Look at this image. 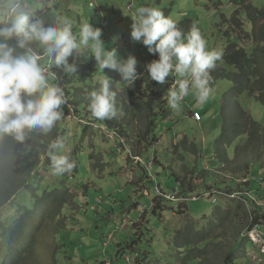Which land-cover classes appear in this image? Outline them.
<instances>
[{
	"label": "rangeland",
	"instance_id": "1",
	"mask_svg": "<svg viewBox=\"0 0 264 264\" xmlns=\"http://www.w3.org/2000/svg\"><path fill=\"white\" fill-rule=\"evenodd\" d=\"M72 1L69 14L75 22L77 17L83 16L89 11V7L81 8L86 0ZM106 1L109 2V0ZM242 1L135 0L137 7L142 5L154 6L162 10L166 16L172 15L184 32H187L192 26L190 22L198 23V28L206 39L209 50H217L223 47V52L224 46L226 47L230 41V36L241 40L242 46H245V44L251 46V41H247L246 35L240 28L235 26V19L237 17L243 20L245 32L252 33V27L247 25V20L244 18V11L252 7L264 11V0H245L244 4H240ZM122 2L125 4L126 11V13L122 12V18H124L125 23L131 25V13L137 7L132 6L133 0H122ZM52 3L54 6L55 3ZM95 3L99 6L101 0H95ZM239 11L240 13L236 15ZM115 13L114 20L120 18L116 7ZM261 23L264 24V21H261ZM261 23L255 25V28H258ZM227 32L229 34H226ZM103 36L106 38L105 44L109 48L115 47L122 58H126L129 54L135 55L138 51L135 48L136 52L133 49L127 51L122 43L118 42L117 44V41L113 43V38L106 31L103 32ZM153 57L151 56L150 59ZM137 59L140 62V57H137ZM94 62V59L90 61L91 69L96 64ZM221 67L227 73H230L233 78L239 75L235 68L218 61L216 68L210 70L212 79L219 76ZM119 80L120 77H116L115 81ZM139 81L146 82L143 75L135 83ZM214 85L215 92L207 103L197 105L193 96L189 94L184 100L182 111L178 113L171 110L162 100V96L170 87L169 83L157 87L159 92L158 101H151L148 96L149 92L142 95L141 90L137 91L136 100H142L144 104L150 102L153 111H162L161 106H165L168 115L160 127L157 126L156 128V131H159L156 137L157 142L141 155L143 160L141 165L137 161H128L127 156L128 154L131 155L130 152L127 148H122L121 151L117 148L118 138L113 137L115 135H112V133L98 128H89L87 131L84 130L82 125L78 129L80 123L73 121L70 135H75V139L69 140L65 154L69 156L71 154L77 155L80 170L74 173H66L68 177L63 181L56 180L55 178H58L56 175H53L49 170L46 171L48 172L47 183L58 182V186L59 183L66 185L70 188L71 196L69 202L62 207L60 215L55 220L57 226L52 221L43 222L45 225L42 231L45 233V238L42 240L41 237H38L37 250L35 249L37 262L33 264H54L52 255L55 244L56 246H64L58 250L59 256H55L57 264H183L182 259L178 257V252L181 253V256L182 253L186 252L178 247L182 246L184 238L195 242L190 246V249H192L193 256L199 255V253L203 254L202 264H223L228 251L232 249L235 243L234 236L232 240H227L228 237H231L229 235L231 230L228 233H225L224 230L214 231V235L223 233L228 235L227 238H223L224 241L227 240V243L222 242L219 245H208L204 242L196 244L200 240L190 233L193 230H204L209 221L213 227V218H217L213 213L218 205L212 203V198H201L199 202L189 203L190 211L187 206L183 205L182 212L173 210L172 213L171 210H165L161 212L158 218L157 215L151 216V214L142 218L146 211L151 212L153 200L156 195H159L155 193L154 186L149 183L143 169L151 163V170L157 177L155 185L157 186L160 183L166 192L177 186L175 174L184 179L193 169L195 171L193 184L204 188L201 191L202 194L211 191L206 188L207 186L209 188L213 185H215V188H224L226 185L232 188L237 187V182L234 179L227 178L225 179L226 183H221L220 179L226 177L219 173H225L227 176H230L231 173L227 172L226 168H222L224 165L216 161L215 157L208 155L207 151L210 154L211 150H217L219 147L221 151L228 154V157L234 158L238 143L242 141L239 135L235 136L238 133L234 134V131L238 129V132L242 133L244 127L238 121V117L233 116L238 110H245L253 120L264 126V105L251 98L246 92H234V83L230 80L219 79ZM114 87H116L118 93V115L116 118L125 119V122H127L134 112L127 113L125 105L129 102L121 97L122 84ZM120 103L123 104L122 108L118 106ZM142 106L143 104L137 101H134L133 106H130L133 110L138 111L141 109L137 112L138 116L130 127L132 137H137L142 133L147 124L146 111L142 109ZM188 107L203 115L204 120L201 125H197V122L187 118V116L190 117ZM140 119H142V122ZM64 126L66 127L65 124ZM225 126L228 127L226 133L232 135V137L235 136L234 141H232L233 145H230L229 140L225 138L222 140L223 133L221 131L227 129ZM68 127L70 128L69 125ZM84 133H88V135L83 136ZM35 142L31 138L28 140L27 145H31L32 149L38 150L37 153H43L46 146L35 144ZM192 143L201 151L195 156L190 153ZM134 148L136 149L135 146ZM153 157L163 161V164L159 165L157 160L153 161ZM213 160L216 162H211ZM206 161L211 164V168H207ZM256 167H259V165L252 164L249 169L251 168L252 171ZM45 173L42 169L41 174ZM144 186L149 189V196L145 194L147 191ZM64 189L60 188L61 192ZM142 191H144V197ZM240 195L237 193L234 196ZM136 203L139 204L138 207H135ZM165 205L178 209L176 203H166ZM16 209L15 206L9 207V211L13 215H17ZM55 209H60L59 201L58 206L49 209V211ZM6 212L7 210L3 209L1 215ZM212 214L214 217H212ZM190 219L196 223L195 226H190ZM132 223H135V225L133 226ZM136 224L139 226L136 227ZM138 231H140L141 241L134 244ZM179 233L182 234L179 236ZM199 238L201 239V237ZM176 241L180 245L177 246ZM119 247L125 250L123 254L118 253ZM198 247H204L205 250L200 251ZM243 249H253L252 243L245 241ZM244 254L245 251L236 254L239 255V258H236L235 264H242L246 261V259H242Z\"/></svg>",
	"mask_w": 264,
	"mask_h": 264
},
{
	"label": "clouds",
	"instance_id": "2",
	"mask_svg": "<svg viewBox=\"0 0 264 264\" xmlns=\"http://www.w3.org/2000/svg\"><path fill=\"white\" fill-rule=\"evenodd\" d=\"M52 2L56 3L57 0H0V136L24 143L30 134L47 135L62 122L68 129L70 140L73 138L70 135L73 121L80 123L78 129L81 125L96 127L92 120L79 116L82 106L70 103L59 83L63 76L77 73L79 64L91 58L96 62V70L103 74L98 78L97 86L85 96L90 113L87 116L97 120L117 117L118 93L114 86L137 84L135 82L142 78V74L138 72L141 67L151 82L170 84L162 100L174 112L182 111L184 100L189 94L197 105H204L212 98L216 85L214 83L222 76L223 67L219 76L213 79L210 70L216 68L217 62L222 59V53L215 49L209 50L198 23L190 22L192 26L184 32L172 15L166 16L158 7L139 6L131 13L132 24L126 23L127 28L120 32L129 33L130 40L134 43L133 46H127V51H138L135 50V55L129 54L122 58L115 47L109 50L102 39L101 28L94 27L87 20L75 25L68 15L56 11ZM95 8L101 16L104 15V6L96 4ZM113 24L115 23L103 22L102 27L113 32ZM104 39L106 40L105 37ZM119 39V36L114 37L113 43ZM157 55L156 59H150ZM137 57H140V62ZM105 69L115 72L120 80L114 81L105 74ZM229 74L226 72V75ZM169 78L173 80L169 81ZM222 79L224 78L220 80ZM189 109L190 117L187 118L201 125L203 115L195 109ZM235 116L244 127L242 133L238 129L234 131V134L238 133L235 136L242 138L238 143V146H242L247 138L245 133H249L255 120L245 110H238L233 117ZM225 127L227 129L222 133L228 131V127ZM227 136H231L229 144L233 145L235 136ZM65 150L66 141L61 135H57L48 145L47 154L51 160L53 175L71 173L76 167V162L65 154ZM130 156L138 164L143 163L142 158ZM236 156L235 152L234 157ZM213 157L217 161L216 156ZM205 164H208L207 168H211L209 162L206 161ZM151 165L152 163L146 166V172L155 193H159L160 197L177 205H187L207 198L206 193H185L182 180L177 182L174 189L166 192L160 183L155 185L157 177L152 172ZM219 174H223L225 179L232 177L225 173ZM253 174L245 175L251 177ZM236 182L241 186V191L246 193L249 183L242 180ZM211 189L218 192L215 185ZM145 194L149 196L150 191L147 190ZM173 196L175 199L168 198ZM218 199L219 196L211 201L218 205ZM253 226L251 224L243 234L252 243L253 249H256L247 236L248 230ZM246 258L247 256L242 259Z\"/></svg>",
	"mask_w": 264,
	"mask_h": 264
},
{
	"label": "trees",
	"instance_id": "3",
	"mask_svg": "<svg viewBox=\"0 0 264 264\" xmlns=\"http://www.w3.org/2000/svg\"><path fill=\"white\" fill-rule=\"evenodd\" d=\"M72 3V0H57L53 7L56 11L61 14H66L71 18L69 12ZM244 3L245 0H243L240 4ZM85 6L89 7V11L83 14V16L77 17L74 22L75 25L78 26L80 22L87 20L91 22L94 27L101 28L103 32L106 31L111 38L119 36L120 39L117 40V44L118 42L122 43V46L125 49H127L129 44L130 46L134 45V43L130 40L129 33L119 34L127 28L125 20L122 18V12L126 13L124 8L125 4L122 0H109V2L101 0L100 6H105L103 16H101L99 11L96 10L95 0H86L81 8H84ZM132 6L134 8L137 7L135 0H133ZM115 7L119 11L120 18H116L114 20L116 14ZM239 13L240 11L236 15ZM244 15V18L247 20V25L252 27V33L249 34L245 32L243 29L244 21L237 17L235 19V25L237 21L238 24L236 26L246 35V40L251 41V46L248 44L242 46L240 43L241 40L230 36L228 45L226 47L224 46V52L222 49L223 47H220L217 50L221 53L223 52L220 62L226 61L229 66L236 69V72H238L239 75L233 78L230 74L226 75L225 70L222 68V76L218 77V79L224 78L232 81L236 85L235 92H246L251 98H254L257 102L264 105V24L261 23V21H264V11H260L252 7L251 9L244 11ZM252 18L254 19L252 20ZM103 22L115 23L113 27L114 31L112 32L107 28H103ZM258 23H261V25L258 28H255V25ZM226 34H229V32ZM102 39L105 41L104 36H102ZM109 50H111V48H109ZM92 59L94 58L81 62L77 73L63 76L59 83L63 86L68 101L74 105L82 106V108L80 107L82 112L79 116L92 120L91 122L96 125V127L84 125V130L88 131L89 128H98L112 133V135H115V138H118L117 148L120 151L122 148H127L133 157L141 158V155H143L148 148L157 142L156 137L158 136L157 133L159 131H156V128L157 126L160 127L161 123L167 119L168 115L165 106H161L163 109L162 111H153L150 102L144 104L142 100H136L138 94L137 91L141 90V93H143L142 95L149 92V99L151 101H158L159 92L157 87L160 84H157L155 81L151 82L147 78L144 68H139L138 71L145 77L146 82L139 81L135 85L122 84L121 87V97H124L129 102V104L127 103V105H125L127 113L134 112L131 119L127 122H125V119H118L116 117L102 121L97 120L92 116H87V114L90 113L87 109L88 102L85 99L86 93L97 86L98 76L103 75L96 70L95 66L91 69L90 61H92ZM153 59H156V56H154L151 60ZM105 74L114 81L116 80L115 72L105 69ZM171 79L172 78H169V81H171ZM134 101L143 104L142 109L146 111L147 119L144 131L137 137H132L130 132V127L133 125L134 120L138 116L137 112L141 110L139 109L137 111L136 109L133 110L130 108V106H133ZM118 106L122 108L123 104L120 103ZM140 121L142 122V119H140ZM245 134L247 135V138L242 146L237 147L236 158L228 157V154L221 151L219 147L217 150H211L210 156H216L217 161H219L221 165H224L222 168H226L225 170L231 173L232 177L229 179H234L235 181L242 180L249 183L246 188L247 192L243 193L240 189L241 186L239 185H237L236 188H232L229 185H226L224 188L217 187L218 192H214L213 189L207 186L206 188L211 190L209 193L205 194L207 195V198L214 199L219 196L218 206L213 213L217 216V218L212 214V217H214L213 227L209 221L204 227V230H193L190 232L200 240L199 242H196V244L204 242L208 245H219L222 244V242L227 243V240H232L234 236L235 243L232 249L228 251V255H226L223 264H235L236 258H239V255L236 254L240 253V251H242V253L245 251L244 257L248 254H256L258 251L255 248L251 250L243 249V244L247 241L243 232L251 224L264 225V213L262 214L261 210L263 207L259 206L256 202L264 201V126L254 121L251 124L249 133ZM57 135H61L65 138L66 145L70 142L68 140V129L62 122H59L57 127L47 135L39 133L30 134L29 138L24 143L16 142L10 137L0 136V264L36 263L37 253H35V249L37 250L36 243L38 241V237H41L42 240L45 238V233L42 231V228L45 225L43 222L52 221V223L57 226L55 220L60 215L62 207L70 200L71 193L69 187L61 183H59L58 186V182L51 184L47 183L48 172L46 171L49 170L52 172L51 160L47 154L48 145L57 137ZM86 135H88V133L83 134V136ZM74 136L73 138L75 139ZM31 138L36 141L35 144L38 143L46 146L43 153H37L38 150L32 149L31 145H27L28 140ZM224 138L230 140L231 136H227L224 132L222 140ZM190 147L192 148L190 153L194 156L201 152L194 143H192ZM207 153H209V151H207ZM70 158L76 162V167L71 171V173L79 171L80 168L78 166L77 155L71 154ZM127 159L129 162L133 161L129 154ZM153 160H157L159 165L163 164V161L158 160L157 157H153ZM252 164H257L259 167L253 169L252 171H248ZM42 169L44 170V173L46 172L45 174H41ZM143 169L149 183H151L146 172V168L144 167ZM194 172L195 171L193 170L189 173L191 176L190 178L188 174L184 179L175 174L176 181L179 182L182 180L185 193L201 194V191L204 188L193 184ZM203 173L205 174V172ZM252 173L254 174L251 177L245 175ZM57 177L58 178H55L56 180L63 181L68 176L65 173ZM220 181L222 184L226 183L225 178H221ZM60 188L65 189L61 192ZM144 188L146 191L149 190L145 186ZM236 193H238V195L241 193L243 194L232 197ZM142 195L143 197L145 196L144 191H142ZM17 196L18 198H16ZM58 201L60 209L49 211V209L58 206ZM166 203L174 204V202H171L164 197H160V194L158 196L156 195V198L153 200L151 212L148 213L146 211L142 218L150 214L151 216L157 215L156 217L158 218L161 212H164L165 210H171L172 213L173 210L177 212L183 211V203L178 204L179 210L175 209V207L170 208L169 206H166ZM14 206L17 207L15 211L17 215H13L9 211V207ZM138 206L139 204L136 203L135 207ZM185 206L189 208V204ZM3 209H6L7 212L1 215ZM132 225L134 226L135 223H132ZM195 225L196 223L190 219V226L193 227ZM56 226L54 227L56 228ZM138 226L139 225L136 224V227ZM216 230H224L225 233H228V231L231 230L229 232L231 237H228L225 233L214 235V231ZM148 232H150V230H148ZM54 233H56V231H54ZM139 234L140 231L136 233V240L134 241V244L141 241ZM181 234L182 233H179V236ZM199 237H201V239ZM224 237L227 238L226 241L223 240ZM177 242L178 241H176L177 246L180 245V243ZM194 243L195 242L191 241V239L189 240L184 238L182 246L178 247L186 252L182 253V256L181 253L178 252V257L182 259L183 264H202L201 258L203 257V254L199 253V255L196 254V256H193V252H191L192 249H190V246ZM62 247L64 246H56L55 244L52 255V259L55 260L54 264H57V258H55V256H59L58 250ZM204 247H198V250L204 251ZM124 251L125 250L122 248H118L119 254H123Z\"/></svg>",
	"mask_w": 264,
	"mask_h": 264
},
{
	"label": "built area",
	"instance_id": "4",
	"mask_svg": "<svg viewBox=\"0 0 264 264\" xmlns=\"http://www.w3.org/2000/svg\"><path fill=\"white\" fill-rule=\"evenodd\" d=\"M171 199H175V197H168ZM195 200V199H194ZM260 203H264V201H259ZM262 214L264 213V208L261 209ZM264 225L256 224L247 232V236L253 242L254 246L257 249L256 254H248L246 261L242 264H264Z\"/></svg>",
	"mask_w": 264,
	"mask_h": 264
},
{
	"label": "bare ground",
	"instance_id": "5",
	"mask_svg": "<svg viewBox=\"0 0 264 264\" xmlns=\"http://www.w3.org/2000/svg\"><path fill=\"white\" fill-rule=\"evenodd\" d=\"M224 110V109H223ZM222 132V131H221ZM175 147V146H174ZM256 201V200H254ZM258 203L259 206L263 207L264 208V203H260L259 201H256ZM55 261V260H54ZM54 263V262H53ZM56 264V263H55Z\"/></svg>",
	"mask_w": 264,
	"mask_h": 264
}]
</instances>
